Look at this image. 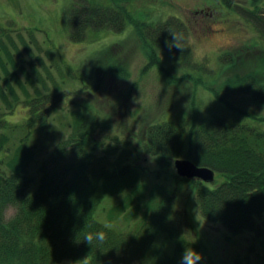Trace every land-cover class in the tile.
I'll return each mask as SVG.
<instances>
[{
    "label": "trees",
    "instance_id": "obj_1",
    "mask_svg": "<svg viewBox=\"0 0 264 264\" xmlns=\"http://www.w3.org/2000/svg\"><path fill=\"white\" fill-rule=\"evenodd\" d=\"M218 1L251 23L264 41V0L249 5ZM128 2L71 0L65 17L69 39L83 41L132 24L150 51L151 64L157 63L160 49L200 68L192 60L191 27L184 19L143 20L133 16ZM9 29L15 30H0V264H182L185 248L196 247L176 218L179 185L189 183L206 220L232 232L264 228V129L232 114L198 119L193 111L147 123L132 147L114 134L101 140L99 131L112 130L114 123L103 116L90 91L81 101L69 97L63 104L64 83L78 77L74 68L57 57L55 46L45 49L49 63L35 53L31 44L39 50L43 46L30 27L29 38L18 32L19 39ZM233 57L224 52L219 59L230 63ZM103 64V71L107 66L114 74L126 73L121 66ZM91 70L99 72L95 63ZM84 86L86 91L93 83ZM246 86L254 100L264 102V82L250 76ZM19 105L24 115L12 120L9 115ZM140 152L155 156L154 176H146L131 159ZM178 157L211 167L224 178L211 185L181 176L173 163ZM106 195L118 198L109 208L108 223L98 217ZM97 229L105 231L103 241L95 235L92 242L83 238L85 231Z\"/></svg>",
    "mask_w": 264,
    "mask_h": 264
},
{
    "label": "rangeland",
    "instance_id": "obj_2",
    "mask_svg": "<svg viewBox=\"0 0 264 264\" xmlns=\"http://www.w3.org/2000/svg\"><path fill=\"white\" fill-rule=\"evenodd\" d=\"M231 2L249 5L253 0ZM70 4L71 0H0V30L14 28L9 32L19 39L18 32L29 38L27 28L30 27L43 49L31 45L46 63L51 60L45 49L55 46L59 52L57 57L67 61L78 75L64 83L68 95L64 96L63 104L69 97H78L81 101L85 92L90 91L91 99L94 98L96 105L100 104L103 116L114 123L112 130L99 131V139L114 134L121 140L127 139L132 147L140 142L138 139L147 123L178 113L191 115L193 111L198 119L232 114L230 117H238L264 129V120L244 118L241 114L243 110L264 117V102L254 100L246 86L250 76L264 82V41L253 25L231 6L218 0H129L134 17L151 21L177 15L190 25L192 60L200 66L195 69L175 61L160 49L157 63L151 64L147 54L150 51L143 47L132 24L122 31L102 30L94 38L70 40L65 18L66 7ZM224 52L229 57L233 54L232 62H221L219 58ZM25 54L27 57L26 51ZM98 54L102 57L95 59ZM104 62L109 66H121L126 73L114 74L107 66L103 71ZM94 63L99 68L97 75L91 70ZM86 83H93V86L84 91ZM77 88L81 89L76 92ZM22 108L23 105H19L9 117L21 120ZM59 113L64 118L62 112ZM131 159L144 168L146 176H154L155 156L140 152L131 155ZM223 178L222 174L216 173L214 181L208 183L214 185ZM179 186L176 218L189 239L195 242L194 249L200 253L194 264H264L263 227L260 232L248 229L232 232L221 222L206 220L196 204L193 185ZM117 201V196H105V210L103 207L98 210L101 221L108 223L109 208ZM166 244L173 252L170 241Z\"/></svg>",
    "mask_w": 264,
    "mask_h": 264
},
{
    "label": "water",
    "instance_id": "obj_3",
    "mask_svg": "<svg viewBox=\"0 0 264 264\" xmlns=\"http://www.w3.org/2000/svg\"><path fill=\"white\" fill-rule=\"evenodd\" d=\"M174 166L179 175L188 178H200L212 182L215 179V170L208 166L196 164L190 158L178 157L174 159Z\"/></svg>",
    "mask_w": 264,
    "mask_h": 264
},
{
    "label": "clouds",
    "instance_id": "obj_4",
    "mask_svg": "<svg viewBox=\"0 0 264 264\" xmlns=\"http://www.w3.org/2000/svg\"><path fill=\"white\" fill-rule=\"evenodd\" d=\"M93 235H95V237L99 241H103L105 239V231L103 229H97L95 233H93L92 231H85L83 234V238L88 242H92ZM199 258H200V253L198 251H196L195 249L185 248L181 257V261L182 264H194V262Z\"/></svg>",
    "mask_w": 264,
    "mask_h": 264
}]
</instances>
